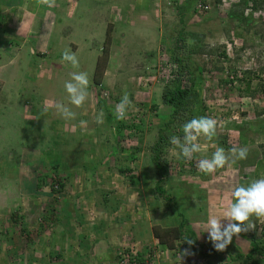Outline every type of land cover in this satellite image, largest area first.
<instances>
[{
    "label": "rangeland",
    "instance_id": "374dc122",
    "mask_svg": "<svg viewBox=\"0 0 264 264\" xmlns=\"http://www.w3.org/2000/svg\"><path fill=\"white\" fill-rule=\"evenodd\" d=\"M110 1L57 9V52L45 61L77 50L72 70L88 73L95 105L69 104L70 73L54 68L21 88L0 84V264H251L242 256L264 241V218L251 217L254 227L223 250L202 231L234 184L264 176V0ZM96 63L109 70L97 74L100 85L91 77ZM176 87L192 97L174 111L162 95ZM125 93L131 105L117 120ZM49 102L74 116L45 111ZM194 116L215 119L216 135L200 138L192 160L177 159L169 137L182 136L181 124ZM217 146L248 154L200 172L198 159ZM254 257L264 264V253Z\"/></svg>",
    "mask_w": 264,
    "mask_h": 264
},
{
    "label": "clouds",
    "instance_id": "9594fccd",
    "mask_svg": "<svg viewBox=\"0 0 264 264\" xmlns=\"http://www.w3.org/2000/svg\"><path fill=\"white\" fill-rule=\"evenodd\" d=\"M61 63L70 65L74 69L79 68L78 57L71 47L62 51ZM69 75L70 79L63 85L68 103L80 107L87 98L88 73L74 71ZM130 105L131 101L125 93L114 108L115 118L123 120ZM53 107L65 118L74 116V113L66 105L58 102H49L45 105L44 110L48 111ZM97 122H103L102 113L98 114ZM217 127V121L207 116H194L186 120L180 126L182 136L172 135L169 137V143L174 146L173 155L177 159L192 160L194 156L202 152L200 138L212 141L216 135ZM247 154V147L234 146L226 154L223 147L217 146L210 156L199 158L196 166L200 172L211 174L226 164L245 159ZM229 157H233V159L230 161ZM214 207L222 211L219 215L213 212L206 218L202 232H207V239L211 241L215 249L223 250L232 241L235 234L254 227L250 221L251 217L264 218V176L234 184L228 196L218 199ZM188 242L192 241L188 240Z\"/></svg>",
    "mask_w": 264,
    "mask_h": 264
},
{
    "label": "crops",
    "instance_id": "0c3cea01",
    "mask_svg": "<svg viewBox=\"0 0 264 264\" xmlns=\"http://www.w3.org/2000/svg\"><path fill=\"white\" fill-rule=\"evenodd\" d=\"M69 1L71 0L0 1V84L3 87L7 86L14 89L18 85L21 88L20 81L26 78H36L40 74L52 71V68L59 73L74 72L71 66H64L60 63L61 61L51 60L49 64L45 63L46 58H52L57 52L58 41L54 39V32L57 27L56 11L57 9L63 11V8L65 10V7L67 8L68 3H70ZM72 1L74 4L76 3V0ZM112 1L110 2L112 3ZM53 4L57 5L55 6L57 7L56 9L52 6ZM112 8H116V6L112 5ZM150 23L152 22L146 21L145 25ZM139 33L143 35L141 30ZM157 33L156 31L154 32V38ZM62 41L63 38L60 39V42ZM40 45L43 46L44 50ZM76 51L74 50V52ZM41 53L42 58L40 57ZM53 61L59 62L60 65L54 64ZM24 66L25 68L22 69ZM56 66L58 67L56 68ZM108 72L109 70L106 66L103 78L106 77ZM22 74L24 75L23 78ZM91 77L93 78V76ZM100 84L101 81L97 85ZM93 90L94 86L89 85L87 98L82 104L83 108L85 104H88L89 107L95 105ZM80 113L81 115L77 122L85 125V121L90 118L86 115L87 112L81 110ZM193 231L196 232L195 228H193ZM213 261L214 259H212V263H214ZM167 264H171V262H167ZM172 264L175 263L173 262Z\"/></svg>",
    "mask_w": 264,
    "mask_h": 264
},
{
    "label": "trees",
    "instance_id": "16d2710c",
    "mask_svg": "<svg viewBox=\"0 0 264 264\" xmlns=\"http://www.w3.org/2000/svg\"><path fill=\"white\" fill-rule=\"evenodd\" d=\"M106 61V59H105ZM198 71H201L200 68H198ZM102 74L103 73V67L102 69L99 66V63H96L95 66V70H94V83L98 84L100 81L99 75L97 74ZM180 75L181 72H179L177 74L176 80H180ZM98 76V77H97ZM189 90L187 89H180L179 87H176L173 89V91L169 92V95L167 96L166 93H164L162 95L163 101L166 103L171 104L174 107V111H177V108L181 107L184 102H185V98L189 97L188 99H191L192 95L189 94ZM192 93H197V92H192ZM159 149V142L157 141L155 146H154V151L158 152ZM154 164L156 166L157 169V174L160 178H162L163 173H164V168L162 165V161L160 160L159 154L155 153L154 156ZM158 182H160V180H158ZM156 190L158 191V193H160L161 195H163V193L165 192V190L159 185H156ZM184 222H181L179 224V227H181V225H183ZM180 229V228H179ZM156 235V237L160 238L159 235L157 233H154ZM164 241V240H162ZM260 242L257 241H252L251 242V249L247 254H244L243 256L241 254H238V256H242L244 257L246 260L250 261L251 264H257L258 262L255 260V255L259 254V253H264V241L261 242V244H259Z\"/></svg>",
    "mask_w": 264,
    "mask_h": 264
},
{
    "label": "built area",
    "instance_id": "2783aa9c",
    "mask_svg": "<svg viewBox=\"0 0 264 264\" xmlns=\"http://www.w3.org/2000/svg\"><path fill=\"white\" fill-rule=\"evenodd\" d=\"M198 7H202L201 9H206L208 6L207 5H198ZM134 253V252H133Z\"/></svg>",
    "mask_w": 264,
    "mask_h": 264
}]
</instances>
